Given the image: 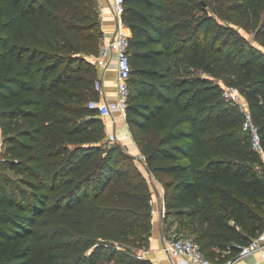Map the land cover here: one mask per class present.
<instances>
[{
    "label": "trees",
    "instance_id": "obj_1",
    "mask_svg": "<svg viewBox=\"0 0 264 264\" xmlns=\"http://www.w3.org/2000/svg\"><path fill=\"white\" fill-rule=\"evenodd\" d=\"M122 20L126 122L163 184L165 229L178 220L211 260L238 255L264 231V40L186 0H124ZM103 39L97 0H0V129L19 179L0 187V264H152L153 187L88 107ZM219 77L246 99L263 153Z\"/></svg>",
    "mask_w": 264,
    "mask_h": 264
},
{
    "label": "built area",
    "instance_id": "obj_2",
    "mask_svg": "<svg viewBox=\"0 0 264 264\" xmlns=\"http://www.w3.org/2000/svg\"><path fill=\"white\" fill-rule=\"evenodd\" d=\"M112 3V14L116 20V28L114 33L101 46L100 53L94 59L96 63L101 66L104 73L109 70L111 62L115 60L117 65L116 98L113 100H108L106 98L91 99L88 103V107L96 111L97 115L100 117L112 118L115 123L116 118H114V114L117 112L123 119H126V110L129 100V79L132 72V64L128 53L129 39L122 20L124 0H112ZM95 90L98 91L100 95H103V81L99 78L95 81ZM223 90L224 97L233 104L239 106L244 113L243 129L250 133L253 148L263 153L259 127L253 121L248 103L244 101L240 89L235 86H223ZM108 139L112 143L117 142V136L114 133H109ZM4 152L5 144L0 129V160ZM154 214L165 216V202L161 210L153 209V215ZM163 251L171 261L175 258H182L187 260L190 264H221L211 260L202 250L200 244L193 238L178 237L168 239L164 244ZM258 252L261 253V258L259 260L244 264H264V231L257 238L253 239L250 244L240 248V252L236 259L230 260L224 264H239L247 257Z\"/></svg>",
    "mask_w": 264,
    "mask_h": 264
},
{
    "label": "crops",
    "instance_id": "obj_3",
    "mask_svg": "<svg viewBox=\"0 0 264 264\" xmlns=\"http://www.w3.org/2000/svg\"><path fill=\"white\" fill-rule=\"evenodd\" d=\"M100 12L102 29L104 31V39L102 40L101 46L107 41V39L114 33L116 28V20L112 14V0H100L98 1ZM98 78L103 81V95H100L99 99L113 100L116 98V75L117 65L115 60L111 62V68L109 72L102 70L101 66L98 65ZM220 84L225 85L223 82ZM246 101L245 98H243ZM247 102V101H246ZM116 122L114 123L112 118H104L106 123L107 133H114L118 137V142L134 157H136V163L145 174L146 178L151 182L153 187V209L161 210L164 205L165 190L163 184L155 178V175L149 170L146 164L145 156L143 155L140 147L134 140L131 131L128 127L126 119H123L117 112L114 114ZM264 160V154L262 155ZM164 216L161 214H154L152 219V236L150 238L149 248L144 253L145 256L152 262H164L169 260L165 252L163 251L164 244L168 240L170 232H167ZM261 258V253L258 252L254 255L247 257L244 261L239 264L247 262H255ZM170 264H190L187 260L182 258H175L173 261L169 260Z\"/></svg>",
    "mask_w": 264,
    "mask_h": 264
},
{
    "label": "rangeland",
    "instance_id": "obj_4",
    "mask_svg": "<svg viewBox=\"0 0 264 264\" xmlns=\"http://www.w3.org/2000/svg\"><path fill=\"white\" fill-rule=\"evenodd\" d=\"M192 10L194 16L201 14H209L213 16L218 22L231 25L235 27L242 35H244L251 44L261 47V40H264V33L256 38L260 31V26L264 21V0H186ZM200 6V7H199ZM202 8V9H201ZM204 10V11H202ZM111 68V64L109 70ZM109 70L107 72H109ZM222 78H216V81L223 82ZM227 86V85H223ZM109 144H114L108 139ZM118 137L117 142L118 143ZM4 154V153H3ZM158 179V177L155 176ZM18 177L9 170L8 165L5 163V156L3 155L0 160V187L3 192L7 194L17 193ZM7 184V185H6ZM176 228V231H175ZM170 229V227H169ZM169 239L178 237L195 238V233L182 230L178 220L175 226L169 231ZM146 250L142 251V257H146ZM238 255L228 254L223 252L221 256L214 257L213 261L216 263L224 264L230 260H234ZM152 264H170L169 260L164 262H152ZM179 264V263H178Z\"/></svg>",
    "mask_w": 264,
    "mask_h": 264
},
{
    "label": "water",
    "instance_id": "obj_5",
    "mask_svg": "<svg viewBox=\"0 0 264 264\" xmlns=\"http://www.w3.org/2000/svg\"><path fill=\"white\" fill-rule=\"evenodd\" d=\"M134 158H136V157H134Z\"/></svg>",
    "mask_w": 264,
    "mask_h": 264
}]
</instances>
